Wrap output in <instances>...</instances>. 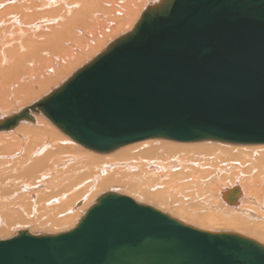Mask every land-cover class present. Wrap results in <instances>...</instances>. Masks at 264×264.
Here are the masks:
<instances>
[{
  "label": "water",
  "instance_id": "95a60500",
  "mask_svg": "<svg viewBox=\"0 0 264 264\" xmlns=\"http://www.w3.org/2000/svg\"><path fill=\"white\" fill-rule=\"evenodd\" d=\"M73 78L82 81L79 98L50 95L42 107L90 148L153 137L264 143V0L148 5ZM0 264H264V244L111 192L71 230L0 239Z\"/></svg>",
  "mask_w": 264,
  "mask_h": 264
},
{
  "label": "bare ground",
  "instance_id": "6f19581e",
  "mask_svg": "<svg viewBox=\"0 0 264 264\" xmlns=\"http://www.w3.org/2000/svg\"><path fill=\"white\" fill-rule=\"evenodd\" d=\"M160 2L0 0V214L8 218L0 219V232L15 221L28 225L36 210L51 217L31 226L69 221V228L37 234L30 226L14 233L71 230L100 197L119 190L187 223L214 232H237L226 229L233 228L264 244V143L153 137L103 152L64 132L43 111L47 96L79 98L82 81L73 77L132 31L148 5ZM76 121L73 116L67 126ZM102 186L113 189L96 196ZM77 211L83 212L78 218Z\"/></svg>",
  "mask_w": 264,
  "mask_h": 264
},
{
  "label": "rangeland",
  "instance_id": "374dc122",
  "mask_svg": "<svg viewBox=\"0 0 264 264\" xmlns=\"http://www.w3.org/2000/svg\"><path fill=\"white\" fill-rule=\"evenodd\" d=\"M122 32H120L118 35H120ZM118 35H116V36H118ZM92 57V56H91ZM90 57V58H91ZM89 58V59H90ZM89 59H87L86 61H88ZM86 61H84L83 63H85ZM82 63V64H83ZM82 64H80V65H78V67L79 66H81ZM77 68V67H76ZM75 68V69H76ZM74 69V70H75ZM73 70V71H74ZM72 71V72H73ZM71 72V73H72ZM70 73V74H71ZM70 74H68V75H66L65 77H64V79L66 78V77H68ZM63 78L62 79H60V81H58V83H55V84H53L52 86H50L46 91H44L43 93H42V95L43 94H46V93H48V91H50L51 89H53L56 85H58L60 82H62L63 80H64ZM41 95V96H42ZM41 96H39L38 98H40ZM36 100V99H35ZM34 101V100H33ZM32 101H29L28 103H31ZM23 106H25V105H23ZM43 114V113H42ZM44 115V114H43ZM43 115H41L45 120H46V122L49 124H51L52 126H54V127H56L48 118H46L45 117V115L43 116ZM37 123V122H36ZM33 124H35V123H33ZM58 129V128H57ZM59 130V129H58ZM66 136V135H65ZM81 146V145H80ZM128 146V145H127ZM82 147V146H81ZM119 150V149H118ZM118 150H116V151H118ZM116 151H114V153L116 152ZM95 152V151H94ZM102 154H107V153H102ZM108 154H110V153H108ZM102 188V189H101ZM100 188V190L98 191V193H97V195L96 196H99L100 194H102L103 192H105V191H107V189L109 190V189H113V187L111 188L110 186H108V187H105V186H102ZM104 188V189H103ZM115 189V188H114ZM116 190V189H115ZM233 189H231V192L232 193H234V191H232ZM178 191V190H177ZM118 192H120V193H122V194H125V195H129V196H131V197H133L134 199H136L137 201H139V202H142V203H145V204H150V205H153L154 207H157V208H159L158 206L159 205H157L156 203H151L152 201H147V200H143V199H140V198H136L134 195H132V194H129L128 192H125V191H119L118 190ZM184 192H186V191H184ZM173 193H175L174 191H173ZM177 193V192H176ZM180 196V195H179ZM180 198H181V196H180ZM184 198H185V202H184V200L182 201V200H180L179 199V202L181 201V202H184V203H186V201L187 202H189L190 203V201H191V199H192V197H187V195L186 196H184ZM183 198V199H184ZM186 198H190V200H186ZM228 201L229 202H234V200H232V199H230V198H228ZM189 203H187L186 205H188L189 206ZM156 204V205H155ZM159 209H161V210H163L162 208H159ZM81 211V210H80ZM163 211H165V210H163ZM46 211H39V210H36V212L34 213V212H32V213H30L31 214V219L27 222V224L29 225L30 223L32 224V223H34V222H36V221H38V219H43V220H45V219H48L49 217H51V215H49V213L48 212H46ZM55 212H57V211H55ZM55 212H53V214L55 213ZM78 213H76V214H79L76 218H78L79 216H80V214L82 215V213L80 212L79 213V211H77ZM165 212H168L169 214H171L172 216H174V217H176V218H178V219H180V220H182V221H184L183 219H181L180 217H178V216H175V215H173L172 213H170L169 211H165ZM55 214H57V213H55ZM40 216H41V218H40ZM2 217V218H1ZM33 217V218H32ZM45 218V219H44ZM0 219H2V221H3V219H4V223L5 222H7V219L8 218H6L5 216H2V214H0ZM37 219V220H36ZM69 222V221H68ZM68 222H64V223H62V226H56L55 227V225H52V224H48V225H42V224H39L40 225V227H38V226H31V224L28 226V225H20L22 222L21 221H15V222H13L12 224H10V226L8 227V229H6L4 232H0V239H2V238H4V239H6V238H10V237H12V236H14L16 233H14L16 230H18V229H22V228H27V227H30V228H34V229H32L31 231L33 232V233H36L37 232V234H39V233H51V232H59V231H63V230H66V229H68L69 227H68V225H66ZM75 222V224H76V220L74 221ZM184 222H186V221H184ZM19 223V224H18ZM187 223V222H186ZM189 223V222H188ZM74 224V225H75ZM189 224H191V223H189ZM22 226V227H19V226ZM49 225H51V226H49ZM66 225V226H65ZM73 225V226H74ZM191 225H194V226H196L195 224H191ZM16 226V227H15ZM44 228H43V227ZM18 227V228H17ZM51 227V228H50ZM54 227V228H53ZM196 227H199V226H196ZM199 228H202V229H206V228H204V227H199ZM227 230H231V231H237V232H240V233H243L242 231H238V230H235V229H233V228H226ZM226 229H222V230H226ZM52 230V231H51ZM207 230V229H206ZM208 230H210V229H208ZM243 234H245V235H248V236H251V235H249V234H247V233H243ZM252 237H254V236H252Z\"/></svg>",
  "mask_w": 264,
  "mask_h": 264
}]
</instances>
